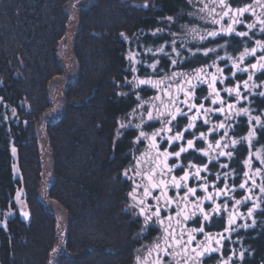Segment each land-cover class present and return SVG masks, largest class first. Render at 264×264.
Returning a JSON list of instances; mask_svg holds the SVG:
<instances>
[{
	"label": "trees",
	"instance_id": "1",
	"mask_svg": "<svg viewBox=\"0 0 264 264\" xmlns=\"http://www.w3.org/2000/svg\"><path fill=\"white\" fill-rule=\"evenodd\" d=\"M74 1L0 0V264H221L225 259H230L229 264H236L233 260L235 256L239 258L241 252L244 256L239 259L240 264H264V193L261 206L253 216L255 225L238 228L229 223L231 216L227 213L234 200L246 194L240 185L246 187L247 184V179L242 182V178L248 172L244 162L248 159L249 146L242 141L231 145V159L220 156L211 163L204 151H196L207 150L209 156L215 157L219 148L229 144L225 142L227 136L243 137L249 130L245 117L238 118L232 131L227 128V135L225 128L213 129V126L223 117L221 112L215 111L222 102L237 104L236 96L229 95L225 88L253 81V78L264 81L263 73L251 75L252 60L246 67L250 71L235 72L232 76L229 61L219 59L230 52L238 54L245 48L257 47L256 40L264 43V32L260 31L262 27L256 24L254 15L247 14L249 24L255 23L254 28L247 29L241 23L240 27L245 28L238 29L248 33L247 36L181 38L174 44L178 51L171 52L170 44L176 36L173 34L198 22L189 15L190 0H92L78 11L79 25L72 43L76 73L65 83L59 106L63 107L54 118L52 95L66 76L60 52L70 23L69 7ZM253 1L228 0L227 5L241 8ZM206 27L213 28L209 22ZM156 28H162L163 32L152 33ZM133 42L139 43V48L141 44L154 46L167 42L168 53L160 55V65L155 70L147 65L152 55L144 52L142 58L147 64L134 66L128 54ZM205 49L216 51L205 56ZM173 60L177 63L173 64ZM214 61L216 67H212ZM217 67L223 72L218 73ZM196 69H204L201 73L204 82H193L196 88L194 96L189 97V104L203 103L204 107L201 118L191 130L192 135L184 129L196 109L189 112L188 105L180 103L185 99L184 86L178 87L171 98L165 96L166 102L158 104L160 98L155 99V94L159 87L147 84L136 87L135 81L173 77V73L188 75ZM213 75L217 76L214 87L219 92L215 104L211 102L209 87ZM249 75L251 80H248ZM221 76L227 77L223 83ZM239 91H244V86H240ZM151 100L156 107L148 103ZM251 103L253 109H264V96L254 95ZM139 105H143L146 113L150 107L155 109V116L157 109L165 111V105L167 111L179 106L188 115H177L168 125L171 132L158 135V147H152L148 139L141 138V142H137V137L140 131L150 137L163 124L160 119L148 120V117L142 122L129 119ZM204 109L212 111L205 114ZM168 118L166 114L163 119ZM204 119L209 122L204 123ZM121 124L125 127L121 128ZM262 124L253 146L254 149L261 147L264 156V122ZM43 126L53 166L47 195L67 214L69 221L64 234L54 211L40 198L43 167L39 142ZM210 129H213L211 133ZM180 132L182 140H168ZM201 132L207 140L195 138ZM187 140H194V148L181 153L179 158L165 159L162 155L165 151L175 153L181 146L187 148ZM218 140L219 148L216 147ZM209 144L215 151L208 149ZM224 162L227 168L220 167ZM177 163L184 166L183 170L174 167ZM157 164L153 181L164 179L168 185L166 195L175 203L164 208L165 197L161 196L159 219L163 224L153 217V221L145 225L144 217L138 215L139 208L134 206L129 194L137 184L142 185L136 189V194L155 211L157 201L143 197V185L149 184L145 173ZM189 164L195 167L190 168ZM165 165L172 171L167 172ZM204 165L207 171L201 170L197 179L192 174ZM161 169H165L163 176ZM125 171L127 177L123 175ZM185 171L189 173L187 182L180 180ZM137 172L140 175H136ZM173 177L180 184L179 197L172 187ZM205 182L206 190L201 187ZM185 183L188 188H196V192L195 196L188 194L186 199H181L185 197ZM262 184L264 187V170ZM149 190L152 196L161 193V189H152L150 185ZM19 191L30 212L28 221L17 211L15 198ZM226 191H232L233 198L225 195ZM217 192L226 197L218 198ZM209 194L212 200L205 199ZM226 203L228 206L224 209ZM216 205H220L218 212L214 211ZM201 208L209 220H204ZM200 228L202 232L198 231ZM220 239L223 240L221 246L217 245ZM156 245H160V249ZM165 247L171 255L164 254ZM205 249L212 251L205 252ZM201 252L203 256L199 255Z\"/></svg>",
	"mask_w": 264,
	"mask_h": 264
},
{
	"label": "rangeland",
	"instance_id": "2",
	"mask_svg": "<svg viewBox=\"0 0 264 264\" xmlns=\"http://www.w3.org/2000/svg\"><path fill=\"white\" fill-rule=\"evenodd\" d=\"M92 2V0H75L73 2V4L71 5V7H69V12L71 13V18H70V23L68 26V32L66 33V37L63 40V45L61 48V52H60V57H62V61L64 62V66L66 67V76L63 77V79H61L60 83L54 88V93H53V97H52V101H53V107L51 110V115L55 118L56 116L59 115L60 110L63 106L59 107L61 105V97H62V93H63V88L65 86V83L67 82V80L69 79V77H72L76 72V68L74 67L75 61L74 58L72 56V43L73 40L76 36V30L78 28L79 23L78 21V15H79V8L80 7H86L88 4H90ZM209 2H212L211 5H208ZM228 0H223V3H221V0H190V4L192 7L191 12L189 13V15H192L194 18L198 19V22L196 25H186L187 27H185V29L182 30V32L177 31L173 34V40L170 44L171 48L170 51L171 52H176L178 51L176 46L173 44V41L176 42V40L184 38L185 40H195V38L200 37V36H207L208 32L211 31H219L221 28L227 29L229 28V22L228 21H232L230 18V20L227 21V23H225L221 28L217 27L219 26V23H213V20H217L219 21V18L224 17L223 14L224 12H229L227 16H234L233 14V10H235L236 8H232L230 6L227 5ZM254 3V2H253ZM262 8V12L264 15V0H259V2L257 4H253L249 7V9L251 8ZM219 7L221 9H213L214 7ZM246 8V7H243ZM248 9V10H249ZM251 11H246L244 13H242L243 15L245 14H250ZM253 15V14H250ZM256 15V14H255ZM261 16V15H260ZM169 18V17H168ZM225 18V17H224ZM173 21V18L171 17V20ZM210 23L213 28H208L207 23ZM258 23V25H260V27H264V25H261L259 22H256V24ZM217 24V25H216ZM236 25V24H235ZM234 25V26H235ZM248 24H245V27L247 28ZM255 25V23H254ZM232 26L231 28H233V32L231 34H227V33H221L220 35H225V36H229V35H236V33H239L238 28ZM245 27H240V28H245ZM239 28V29H240ZM193 29H195V31H193ZM248 29V28H247ZM246 30V29H245ZM162 33L163 29L162 28H156L152 30V33ZM242 32H245L242 30ZM188 33H192L193 35H187ZM196 35V37H195ZM219 36V35H218ZM238 36V35H237ZM240 37V36H239ZM215 38V37H213ZM264 44V43H263ZM139 43L137 42H133V44L130 46L129 50H128V54H129V58H130V62L131 64H133L134 66H138V64H147V60H144L142 58V52L146 53V54H151L152 55V59L150 60L149 64L147 65H152L153 63H156V67H158L160 65L159 63V59H160V55H165L167 54L168 50L166 48L167 46V42H164L162 44L159 45H146V44H141L142 47L139 48ZM163 48V52L159 51L160 48ZM252 48H254L252 46ZM251 47L247 48L249 51L252 49ZM245 50V49H244ZM241 51L238 54H232L231 52L229 54H226V56H231L233 60H235L237 63L240 64L241 68H246L247 66V62L251 61L252 64H256L258 62L259 57L262 55L263 51H261V49H257V52L255 53L254 56H250V55H246L243 61L239 60V56L241 55V53L244 52ZM259 53H261V55H259ZM222 57V56H220ZM230 66H232L233 68V72H241L239 70H237L232 63V60H228ZM261 63H264V61H261ZM251 64V65H252ZM151 68V67H150ZM252 68V67H251ZM152 69V68H151ZM248 71L249 68H247ZM154 70V69H152ZM253 73L251 74L252 76L254 74L260 73V74H264V70H261L259 68L257 69H253ZM193 75V73H189L187 76L189 78H191ZM173 77L170 76H164L161 78H158L159 81H162L161 85L158 88V91L155 94V99H159L158 100V104L160 102L164 103L165 101V96L166 98H171L172 97V93H176L178 87H182L184 86L185 90H182L183 95L185 93V91L191 92L192 89L191 87L187 84L185 77L184 76H176L172 79ZM180 80V81H179ZM193 82H195V80H193ZM196 84L198 83V81L195 82ZM183 84V85H182ZM243 82L242 84H240V86H243ZM215 85V84H214ZM249 87L245 88L244 87V91H240L241 93V97H247V99H239V103H237V101H235L237 104H234L235 107H233L231 110L228 109V104L222 103V105H220L218 108L223 107L225 109V111L222 113L223 117L220 121V123H224L225 126V130L230 129L232 131V129L234 128V124L235 122L238 120L239 117H245L248 121L249 124V130L245 133V135H243V137H237L235 136L234 138L232 136H227L225 138V142L229 143V149L227 148H219L218 153L223 150L225 152H228L230 150V146L232 145L230 143L231 140H236L237 143H240V141L246 143L249 148H250V152L248 154V159H246V161H249V157L251 156V159L249 161V163H245L247 164L246 168L248 170V175L242 178V182L247 179V184L246 187L243 188L244 192L246 193L245 196L242 197H238L235 201L239 200L241 201V203L239 205H237L236 208L239 209H233L232 208L235 206V204H233L230 208V211H228L227 213L230 214L231 218L230 220L232 221V225H236V227H242L244 229H246L247 227H249L252 224V219L254 214L257 212V210L259 209V207L261 206V196L264 192L261 191V187H263L262 184V173L264 170V164H261L260 161L264 160V156L262 153V148L261 147H257L254 149L253 146V142L256 138V132L257 129L262 126L263 122H264V109H258L256 107H252V100L254 95H260V93H264V81H256L255 78H253V81L248 82ZM234 86V85H233ZM190 87V88H189ZM235 87V86H234ZM232 87V88H234ZM187 88V89H186ZM234 94V93H233ZM235 96V94H234ZM212 99H216L215 94L213 93L211 95ZM237 98V97H236ZM238 99V98H237ZM148 103L152 104L153 101H148ZM153 105H155V103H153ZM156 107V106H155ZM179 108V106H176L175 108ZM175 108H173L172 111L175 110ZM240 109H247L248 113L245 114L243 112H240ZM149 111H152L153 116H155V109H153L152 107H150ZM148 111V112H149ZM147 112V113H148ZM147 113L144 111L143 107H139L137 110H135L131 115L129 119L135 120L134 122H142L146 119L147 117ZM237 113H239V115H237ZM194 114V113H193ZM227 117V118H226ZM259 117V123H257L256 118ZM251 118V119H250ZM218 123V124H220ZM135 124V123H134ZM217 124V125H218ZM250 132H254L253 136H249ZM39 145L41 147V156H42V181L40 184V198L45 199L46 204L48 205V208L50 210H53L57 219L59 220V228L60 231H62V234H64L65 231L64 227L67 225L68 223V217L67 214L65 212L64 209H62L58 203L56 201H54L53 199H49L47 193H48V186L51 183L52 179H53V166H52V155H50L51 152V148H50V144H48V138H47V134H45V126L42 127V134L40 136V142ZM228 158L227 156H223V158ZM224 164H226L224 162ZM257 169H259L260 171L257 172ZM241 182V183H242ZM240 183V184H241ZM247 188V190H246ZM250 190V191H249ZM245 197H248L247 200H245ZM16 200V207H17V211H19V205L21 203V201H26L24 199V196L22 194L21 191H19L18 195L15 198ZM28 206L26 207V210ZM249 209L253 210V214L251 217L248 216V211ZM10 215L13 214V212L9 213ZM244 225H248L247 227H245ZM236 259H234L233 261L237 262L236 264H240L238 261L240 259V256L238 258V256H235ZM144 264V263H143Z\"/></svg>",
	"mask_w": 264,
	"mask_h": 264
},
{
	"label": "snow or ice",
	"instance_id": "3",
	"mask_svg": "<svg viewBox=\"0 0 264 264\" xmlns=\"http://www.w3.org/2000/svg\"><path fill=\"white\" fill-rule=\"evenodd\" d=\"M221 3H223V0H221ZM238 12L240 13H244L246 11H248V8H242V9H237ZM224 15L227 16L228 15V12H224ZM169 20H171V17L168 18ZM234 23H238V21H233ZM213 23H219V21L217 20H213ZM259 23L261 25H264V20H260ZM255 25L254 24H248L247 25V28L248 29H252L254 28ZM193 31H195V29H193ZM233 28L229 27L227 29H224V28H221L219 31H211V32H208L207 33V36H210V37H216L218 35H220L221 33H227V34H231L233 32ZM261 32H264V27H262L260 29ZM236 35L238 36H241V37H244V36H247L248 33L246 32H239V33H236ZM201 40H204L206 39L207 37L205 36H200L199 37ZM175 43V41H173V44ZM255 44L257 47H254L252 48L250 51L245 48L244 52L241 53V55L239 56V60L240 61H243L245 56L246 55H250V56H254L255 53L257 52V49H261V51H264V44L261 43V41L259 40H256L255 41ZM221 47H224L223 45ZM159 51L163 52V48L161 47L159 49ZM198 51H200L198 49ZM216 49H205L204 50V55L207 56L209 52H215ZM177 55H179V53H177ZM219 59L221 60H232V63H233V66L241 71V72H247L248 69L247 68H241L240 67V64L237 63L235 60L232 59L231 56H225V57H219ZM261 61H264V55H261L258 59V62L256 64H252L251 67L252 69H261V70H264V63H261ZM173 64H176L177 61L173 60L172 61ZM150 67L152 69H156V63H153L152 65H150ZM212 67H216V62L214 61L213 62V65ZM216 71L218 73H222L223 72V69H220V68H216ZM204 72V69H196L194 70V73L192 75L191 78H189L187 76V74H184V73H173V78L176 77V76H184L185 77V80L187 82V84L192 88V92H188V91H185L184 95H185V99L183 101H180V103H183L185 105H188V111L191 112L192 109H196V114L195 115H192L190 117V123L188 124L187 128L184 129V131H187L189 132L190 134L194 135V133L191 132V130L193 128H195V121L198 119V118H201V109H203L204 105L203 103H201L199 106H197L195 103H191L189 104V97L190 96H194V91H195V88H196V84L193 83V80H196L200 83H203L204 82V78L201 76V73ZM232 76H235V72H232L231 73ZM216 79H217V76L216 75H213L211 77V82L209 83V87L211 89V92H210V95L211 94H215L216 96V99H212V103L215 104L217 102V99H219V92L217 91V89L214 87V84L216 82ZM224 79H227V77H223L221 76V83H223V80ZM252 79V76L249 75L248 77V80H251ZM162 81H159V80H152V79H136L135 81V86L136 87H139L140 85H152L153 87H159L161 85ZM245 88H248L249 85H248V81H244V85H243ZM239 88H240V85L237 84L235 88H225L224 91L227 92L229 95H232L233 93L235 94V96L238 98L237 99V103H239V99H247V97H241V93L239 91ZM260 95L264 96V93H260ZM202 99H208V97H203ZM173 103H175L176 101L173 100L172 101ZM223 103V102H222ZM139 107H143V105H139ZM153 107H155V105H153ZM165 111H161L159 109L156 110V116L154 117L153 116V113L152 111H149L147 113V117H148V120H153V119H160L162 124H163V127L159 130H157L156 132L152 133V135L149 137L144 131H140L139 133V136L137 137V142H141V138H144V139H148L150 144L152 145V147H158L156 145V137L158 135H160L161 133H168V132H171V128L168 127V125H171L172 124V121L176 120L177 118V115H181V116H185L187 117L188 113L187 112H183L180 108H175L174 111H167L168 109V106L165 105ZM234 106L232 104H229L228 105V109L231 110ZM209 111H212V109H204V113L206 114L207 112ZM215 111L217 112H221L223 113L225 111V109L223 107L221 108H218V109H215ZM240 112H243L245 114L248 113V110L247 109H240L239 110ZM167 114V116L169 117L167 120H164L163 118L165 117V115ZM237 115H239V113H237ZM227 118V117H226ZM251 119V118H250ZM257 120V123H259V117L256 118ZM209 121L207 119H204V123H208ZM121 128L125 127V125L121 124L120 125ZM136 127H141V125H136ZM220 128H225V124L224 123H220L218 125H214L213 126V129H220ZM213 129H210V133ZM117 135H119V132H117ZM225 135H227V130H225ZM254 135V132H250L249 133V136H253ZM196 139H203V140H207V136L205 135V133L201 132L199 134V137H195ZM183 139V133L180 132V133H176L174 136H171V137H168V140L169 141H180ZM187 143V148L181 146L180 147V150L175 152V153H169L167 151H165L162 155L165 157V159H167L169 156H175L176 158H179L181 153H185L188 151V149H193L194 148V140H187L186 141ZM230 143L232 145H235L237 143L236 140H231ZM216 147L219 148L220 147V141H216ZM224 148H228V144H224L223 145ZM208 149L211 150V151H215V148H213V146L211 144L208 145ZM196 151H204V155L205 156H208V159H209V163H211L213 160H218L220 156H227L229 157V159H231L232 157V153L230 151L228 152H225L223 150H221L217 156L213 157V156H209L208 155V151L207 150H201V149H196ZM158 155H160L158 153ZM251 159V156L249 157V161ZM249 161H245V163H249ZM261 164H264V160H261L260 161ZM159 167V165L157 164L156 167H154L153 169H151V171L149 173H145V177L147 179V181L149 182L148 185H143V197L144 198H147V197H151L153 200L157 201L156 205H155V211H151V208L152 206H148L145 204V199H141L137 196L136 194V189H139L140 187H142V185H139L137 184L135 186V188L133 189V192L130 193L129 195L132 197L133 201H134V206L139 208V216H143L144 217V223L145 225L149 224V222L153 221V217H156V220L157 222L163 224V220H160L159 217H160V211H161V196H164L165 199L163 201V207L164 208H170L171 207V204L172 203H175V201H173L170 197H167L166 193H167V183L164 179H160L159 182H154L153 181V175L155 174L156 172V168ZM174 167H179L181 168V170H183L184 166L182 164H175ZM188 167H195L194 165H191L189 164ZM220 167L222 168H227V165L226 164H221ZM165 169L167 172H171L172 169L171 168H168L166 165H165ZM165 169H161L160 170V175L163 176L165 174ZM203 170V171H207V165H204L203 166V169L201 168H196V171L192 174L194 175L197 179H200V176H199V173L200 171ZM260 170L257 169V172H259ZM123 175H125L127 177V171H125L123 173ZM136 175H140L139 172L136 173ZM225 175H228L227 173H225ZM245 176L248 175V173H244ZM217 179H219V175H217L216 177ZM189 179V173L187 171L184 172V175L180 177V180L182 181H185L187 182V180ZM245 183H247V181H245ZM149 185L152 189H161V193L160 195L158 196H152V192L149 190ZM245 184H241L240 187L241 188H244ZM172 187H174L176 190H177V196L179 197V189H180V184L176 181V178L173 177L172 178ZM201 187H203L205 190L207 189L208 187V184L207 182H205ZM185 188H186V192H185V197L184 198H181V199H186L188 194H192L193 196H195V192H196V188H188L187 187V184L185 183ZM250 191V190H249ZM261 191L264 192V187H261ZM221 193L220 192H217L216 195L219 196ZM226 194V193H225ZM197 200H199L200 198H196ZM205 199L207 200H212V196L211 194H209L208 196L205 197ZM248 197H245V200H247ZM241 201L237 200L236 201V204H240ZM179 207V205H177ZM219 208L220 206L219 205H216V207L214 208V211L218 212L219 211ZM200 211L203 213V209L201 208ZM25 215H27V213H24ZM179 215V213H177ZM253 214V210L252 209H249L248 211V216L251 217ZM203 216H204V220H209V216L207 213H203ZM170 218V217H169ZM229 223L231 224L232 221L230 220ZM256 221L255 219L252 220V225H255ZM245 227H247L248 225H244ZM198 231H203V228H200L198 229ZM165 240H167V236H165ZM191 241V237L189 238V242ZM177 243H179V241H177ZM157 249H160V245H156L155 246ZM186 250V249H185ZM162 251L164 252L165 255H171V253H169L168 251V248L165 247L164 249H162ZM209 251H212L211 249H205V252H209ZM178 255V254H177ZM200 256H203L204 255V252H201L199 253ZM233 255H235V253H233ZM240 258L242 259L243 256H244V253L241 252L239 254Z\"/></svg>",
	"mask_w": 264,
	"mask_h": 264
},
{
	"label": "flooded vegetation",
	"instance_id": "4",
	"mask_svg": "<svg viewBox=\"0 0 264 264\" xmlns=\"http://www.w3.org/2000/svg\"><path fill=\"white\" fill-rule=\"evenodd\" d=\"M254 3H250V4H244V6H242L241 8H236L235 10H233V14H234V16H224V14H223V16L225 17H222L221 16V18H219V26L218 27H222L225 23H227V21L228 20H232V21H228L229 22V26L230 27H232V26H234L235 24V26L234 27H236V28H240V25H241V23H243L244 25L245 24H249V21H248V16H247V14H245V15H243L242 13H240V12H238L237 11V9H242L243 7H246V8H248L249 9V7L251 6V5H253V4H257L258 2H259V0H254L253 1ZM229 5V4H228ZM230 7H232L231 5H229ZM255 7H256V5H255ZM233 8V7H232ZM248 11H251V13L254 15V19H255V21L256 22H259L260 20H264V15H263V10H262V8H251V9H249ZM229 13V12H228ZM256 14V15H255ZM261 15V16H260ZM230 18V19H229ZM238 21V23H234L233 21ZM239 32H242V30H240ZM187 89V88H186ZM243 190V189H242ZM246 190H247V188H246ZM225 195H229V196H231V198H233V195H232V191L229 193L228 191H226V194ZM225 195H223V194H220L219 196H217L218 198H220V199H222V198H224V197H226ZM243 196H245V194L243 195ZM213 199V198H212ZM235 204V203H234ZM237 205H239V204H235V206L234 207H237ZM220 206V205H219ZM227 206H228V203H226L224 206H223V208L224 209H226L227 208ZM222 242H223V240L222 239H220V240H218L217 241V245H219V246H221L222 245ZM230 260V259H229ZM229 260H227V259H225V260H223L222 261V263L221 264H223V263H225V264H229Z\"/></svg>",
	"mask_w": 264,
	"mask_h": 264
},
{
	"label": "water",
	"instance_id": "5",
	"mask_svg": "<svg viewBox=\"0 0 264 264\" xmlns=\"http://www.w3.org/2000/svg\"><path fill=\"white\" fill-rule=\"evenodd\" d=\"M27 207V203L26 201H21L20 205H19V211H21V218L25 221H28L30 219V212L28 210H26ZM24 213H27V215H25Z\"/></svg>",
	"mask_w": 264,
	"mask_h": 264
}]
</instances>
